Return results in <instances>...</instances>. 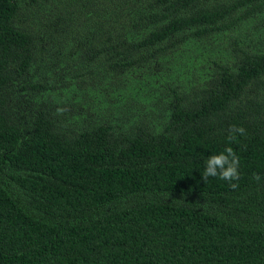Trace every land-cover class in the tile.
<instances>
[{"label":"trees","instance_id":"1","mask_svg":"<svg viewBox=\"0 0 264 264\" xmlns=\"http://www.w3.org/2000/svg\"><path fill=\"white\" fill-rule=\"evenodd\" d=\"M0 264H264V0H0Z\"/></svg>","mask_w":264,"mask_h":264},{"label":"clouds","instance_id":"2","mask_svg":"<svg viewBox=\"0 0 264 264\" xmlns=\"http://www.w3.org/2000/svg\"><path fill=\"white\" fill-rule=\"evenodd\" d=\"M246 134V130L242 126H231V131L228 139L234 140L236 135L243 136ZM240 164V158L234 152L232 147H226L223 151L216 155H210L205 160V170L202 176L203 180H207L209 177H217L221 180L230 182L233 188L237 187L233 181H238L240 173L238 171ZM255 179L259 180V175H255Z\"/></svg>","mask_w":264,"mask_h":264}]
</instances>
